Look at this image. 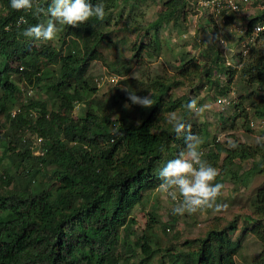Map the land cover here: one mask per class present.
I'll list each match as a JSON object with an SVG mask.
<instances>
[{"label":"trees","instance_id":"obj_1","mask_svg":"<svg viewBox=\"0 0 264 264\" xmlns=\"http://www.w3.org/2000/svg\"><path fill=\"white\" fill-rule=\"evenodd\" d=\"M50 3L51 0H33L32 11L18 12L11 9L10 0H0V59L4 62L0 65V121L9 123L6 129L0 123V147L6 149L4 154L10 152L9 156H15V179L19 184L12 183V176L0 159V264H129L123 256L131 252L127 243L130 233L121 228L140 202L142 192L159 185L158 172L166 159H173L174 146H185L183 138L177 140L172 130H159L156 120L172 87L157 79L150 94L154 105L150 109L136 105L138 121L112 119L100 102L92 98L97 79L94 84L84 74L90 62L101 57L98 49L102 43L111 42L107 28L118 3L92 0L105 6L102 21L91 18L76 28L62 25V51L51 41H36L23 35L28 27L45 19L42 13H35L36 7L46 10ZM194 3L166 0L165 11L146 30V35L150 30L153 35L147 45H139L136 56L143 49L148 58L156 57L161 48L159 29L183 19ZM118 13L122 15L121 11ZM21 16L27 23H18ZM233 17H226L227 24ZM261 19L260 15L250 18L247 33ZM209 24L210 21L205 23L210 30ZM210 38L201 43L203 62L193 63L194 70L201 69L208 79L211 71L216 70L227 74L228 79L237 76L243 83L256 87L247 97L241 96V102L258 96L264 90V33L256 39L255 47L238 70L224 65L216 40ZM211 81L219 96L228 95L227 84L221 87L219 79ZM25 86L42 92L45 99L22 98ZM185 100L181 116L189 124L191 114L185 105L190 99ZM78 104L84 109L76 117L74 110ZM166 104L176 107L172 101ZM250 110L252 117L264 120V95L250 103ZM23 128L42 139L40 152L34 153L35 144L26 138H9L10 132ZM202 141L201 146L205 147V139ZM235 143L236 148L214 143L217 155H212V159L219 154L227 156L225 162L264 157V142L255 147ZM47 168H52L50 173L45 171ZM227 174L236 176L222 166L217 178L224 180ZM252 209L250 220L254 225L250 232L262 247L255 264H264V186L255 193ZM158 223L151 215L148 236L136 240L142 253L137 264H147L153 257L155 250L149 231L152 224ZM226 230H209L205 238L194 240L197 250L185 253L184 261L172 256L173 264H235L232 257L238 243L231 241Z\"/></svg>","mask_w":264,"mask_h":264},{"label":"rangeland","instance_id":"obj_2","mask_svg":"<svg viewBox=\"0 0 264 264\" xmlns=\"http://www.w3.org/2000/svg\"><path fill=\"white\" fill-rule=\"evenodd\" d=\"M100 1L105 3L106 0ZM165 1L145 0L142 3H134L129 0H116L118 7L114 9L112 21L107 28L110 31L111 42L110 44L102 43L98 49L101 57L90 62L84 74L93 82L95 79H99V85L94 82L96 93L92 98L100 102L102 108L107 110V114L113 116L112 119L117 120L123 117L125 121H138L140 114L136 105H130L128 109L124 108L126 103L130 104L124 89L129 88V90H134L138 96H146L154 92L155 85L152 83L160 79L163 83L171 85L172 88L164 97V104L161 105L160 113L156 118L159 130H172L167 123L168 114L175 112L178 116L183 115L182 105L185 103V99L196 98L198 107L207 105L202 114L190 112L189 116L191 130L201 139H205L207 143L205 147H200L202 159L216 168L218 174L220 168L226 166L229 172L236 173V176L232 175L231 177L227 174L224 180L216 178L213 182L224 185L217 203L227 205V207L219 213L208 209L195 214L174 215L172 209L175 207V202L166 199L164 194L158 192V185L144 190L140 202L130 212V219H126L125 225L121 228L122 231L125 229L129 231L130 237L127 243L131 247V252L127 251L123 258L127 257L129 264H137L142 258V253L139 247H136L135 242L141 236H148V224L151 215H153L159 223L152 224L149 231L153 240L151 246L155 252L147 264H173L174 259H178L179 262L184 261L185 253L197 250L198 246L194 240L205 238L209 230L221 232L226 229L231 241L238 243L237 252L232 257L235 264H255L262 247L250 232L254 225L250 218L253 213L252 202L255 193L264 186V157L258 156L248 160L234 159L225 162L227 159L225 154H219L217 159H212L211 156L217 155L214 143H219L226 148H230L229 141L255 147L258 144L257 137H264V130L254 129L250 126V121L256 119L251 116L250 103L264 95V90H260L258 96H250V99L241 102L239 101L240 97L243 95L247 97L253 90H256V87H250L243 83L239 78H236L237 76L232 80L228 79L226 73L223 75L216 70L211 71V79L203 76L201 69L194 70L193 63L203 62L201 52L204 50L201 43L208 41L210 37L216 40L224 65L233 67L235 70H238L242 64L239 49L245 42L244 35L232 31L226 19L224 23L210 21L208 25L210 30L206 28L207 21L199 17L197 11L199 9L195 6L194 0H192L194 5H189L190 7L185 9L186 15L183 19L181 17L177 22L171 21L159 29L158 38L161 45L159 54L150 59L142 49L139 53L140 56L137 57L139 45H147L153 35L152 30L146 35V30L149 23L153 22L159 13L165 11ZM119 11L122 12V15L118 13ZM141 11L142 15H140ZM1 14L3 11L0 7ZM256 15L255 11H251L249 16L241 13L236 24L243 26ZM246 17L249 18H247V22H244L243 19ZM47 19L48 17L45 16L43 23ZM57 27V36L51 41V44L57 50L62 51L65 49L62 25ZM254 47L255 43L253 46L249 45L250 52ZM191 59L192 61H190ZM2 63L4 62L0 59V65ZM236 63L238 66L234 67ZM212 79H219L221 87H226L227 84L228 95L232 94L234 101L229 108L220 110L216 105L215 98L220 93L213 86ZM22 98L42 100L45 99V96L35 88L25 86ZM168 101H172L176 107L168 106L166 104ZM83 109V105H76L74 115L80 116ZM246 114H248V118H246ZM0 123L5 129L9 128V123L5 120L2 119ZM20 137L35 144L32 150L34 153L41 151L39 144H36L38 136L36 137L30 130L23 128L9 134V138H12L13 141H17ZM262 142L264 140L259 143ZM184 147L183 145L174 146L173 159ZM4 150L6 149L1 146L2 165L11 174L12 183L19 185L15 179L18 174L15 169V156H9L10 152L7 155L4 154ZM169 160L172 159H166L162 163V167ZM51 170L52 168H47L45 171L50 173ZM133 252L135 255H132ZM172 256L174 259L171 258Z\"/></svg>","mask_w":264,"mask_h":264},{"label":"clouds","instance_id":"obj_3","mask_svg":"<svg viewBox=\"0 0 264 264\" xmlns=\"http://www.w3.org/2000/svg\"><path fill=\"white\" fill-rule=\"evenodd\" d=\"M10 7L18 12L32 11L33 0H10ZM35 13H42L48 19L44 23L28 27L23 35L42 42L53 41L56 38L58 25L76 28L91 18L102 21L106 15L104 4H94L92 0H51L46 10L36 7ZM18 23H27V21L21 16ZM124 91L127 93V100L130 101V104L124 105L125 109H128L130 105L150 109L154 105L150 94L138 96L129 88H125ZM185 107L189 112L202 114L207 105L198 107L197 99L192 98ZM167 123L171 126L177 140L183 138L185 147L175 159L169 160L159 170L160 183L157 191L164 194L166 199L175 202V207L172 209L174 215L195 214L208 209H213L217 213L221 212L227 207L217 203L224 185L213 183L218 176V170L202 159L201 137L194 134L191 125L186 124L184 118L175 112L168 114ZM261 140H264V137H257L258 143ZM228 146L236 148L237 144L229 141Z\"/></svg>","mask_w":264,"mask_h":264},{"label":"built area","instance_id":"obj_4","mask_svg":"<svg viewBox=\"0 0 264 264\" xmlns=\"http://www.w3.org/2000/svg\"><path fill=\"white\" fill-rule=\"evenodd\" d=\"M194 2L197 6V9H199L197 10L199 17L206 21L224 23L226 17L234 16L233 21L229 23V26L231 27L232 31L243 34L245 40V42H243V44L240 46L239 56H242V61L248 57L250 53V49L248 48L249 45L253 46L259 35L264 33V0H194ZM251 11H255L257 15L262 17V19L256 22L251 28V31L247 33L248 22L246 20L249 17L243 19L244 22H247L243 26L237 25L236 21L238 20L237 18L241 13H245L247 16H249ZM227 64L230 65L229 63ZM237 66L238 64L236 63L234 67ZM98 80L99 79H97V84L99 85ZM232 100V94L227 96H219L216 99V105L220 110H225L226 107H229L232 104ZM250 126L254 129L264 130V120H252L250 121ZM41 140V138H38L36 144H39Z\"/></svg>","mask_w":264,"mask_h":264}]
</instances>
